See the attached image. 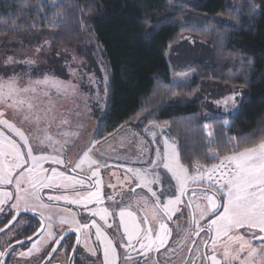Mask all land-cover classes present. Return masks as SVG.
<instances>
[{
	"label": "trees",
	"instance_id": "obj_1",
	"mask_svg": "<svg viewBox=\"0 0 264 264\" xmlns=\"http://www.w3.org/2000/svg\"><path fill=\"white\" fill-rule=\"evenodd\" d=\"M187 37L205 45L212 64L175 85L167 52ZM89 39L109 71L101 136L136 122L165 126L190 173L218 164L213 154L264 142V0H0V44L73 53ZM206 85L241 91L235 116L204 117Z\"/></svg>",
	"mask_w": 264,
	"mask_h": 264
},
{
	"label": "rangeland",
	"instance_id": "obj_2",
	"mask_svg": "<svg viewBox=\"0 0 264 264\" xmlns=\"http://www.w3.org/2000/svg\"><path fill=\"white\" fill-rule=\"evenodd\" d=\"M54 1L59 2V0ZM84 45L83 49L69 53L63 50L56 52L53 46L46 42H38L34 45L17 42L0 44V90H2L0 91V112L3 113L0 119L9 121L29 138L35 155L45 154L64 161L63 164L49 161L44 164V168L49 170L55 168L58 172H63L70 177H74V174L84 175L94 179V182L99 179L100 183L96 184V190L91 193L98 192L99 199L102 201L104 193H106V198L109 195V199L113 201L110 205V214L118 218L119 226L123 227V230L124 225L119 216L121 209L132 211L138 220L147 215L149 223L155 230L159 227L158 219L161 217L157 216L153 219L151 212L146 210V206L150 207L155 198L146 187L137 186L139 181L129 169L140 170L142 173L159 174L160 183L152 185V188L157 196H160L161 202L166 203L169 198H175L180 193L178 187L175 186V181L170 180V174L159 166L156 153L159 150L163 155L166 151V142L168 145H173L178 153V144L168 132V128L157 123L144 127L143 122H136L132 127L128 126L114 134L101 136L100 120L104 117L107 107L106 89L109 82V71L101 56L100 48L90 39ZM167 59L171 67V82L175 85L191 82L196 76V71L192 69L194 66L201 63L206 67H211L212 64V54L208 52L205 45H201V41L190 37L183 38L176 48L169 50ZM10 83L15 88L11 95L8 94ZM199 97L204 102L206 119L235 116L243 98L239 90L223 89L215 85H206L201 89ZM20 101L23 103H19ZM29 105H31L30 108ZM0 130L23 147L20 138L5 125L0 124ZM152 133L155 135L153 136ZM45 135L52 137L51 144L44 139ZM94 142L95 146L89 155L99 162L98 177L92 176V172L97 170L96 165L90 168L85 163L81 168H75L83 153ZM153 162L157 163L156 168L152 167ZM195 172L196 167L193 173H189L194 175ZM0 186L7 187L4 191L15 193L14 183ZM79 186L81 185L52 189L67 192ZM82 187H87V183L83 181ZM46 189L43 190L42 196H45H43L44 202L48 204L51 202L48 201V196L67 195L45 194ZM205 191L208 194L215 191L218 203L223 201L220 192L211 187L209 183H189L185 195L181 197L182 202L179 203L181 210L189 214H192L190 210L196 213L195 218L199 224L204 223L203 219L214 218V215L201 218L195 207L197 203L202 207L207 205V201L201 195ZM193 192L196 195H192ZM88 195L89 192L67 196L72 199H83ZM10 200L4 203V206L8 205ZM189 200L193 201L192 206H189ZM57 202L70 204L63 200L52 203ZM103 202L93 201L91 203L101 206ZM91 203L70 205L82 207L85 210ZM43 211L45 217L52 216L50 222H53L54 227L62 224L59 216L68 215L61 207H50ZM36 212L39 213V210ZM97 217L100 216L97 215ZM186 219L190 221L192 217L188 216ZM144 226L146 225H142ZM46 230V233L34 244L39 248L38 255L41 253L45 255L44 252L51 240L48 232L52 230L48 227ZM257 231L241 228L235 234H243L252 247L258 248L260 244L253 243L255 239L252 237V233ZM127 244L126 239V246ZM132 245L138 247V251L140 250L137 241H132ZM236 245L239 246L238 243ZM126 251L128 253L130 249H123L121 262L117 264H146L139 262L144 257L142 252L126 255ZM32 252L31 256L34 255ZM238 254L239 259L235 260V264H240V261L247 257V249ZM106 262L108 264V261ZM252 264H264V255L260 254L259 249Z\"/></svg>",
	"mask_w": 264,
	"mask_h": 264
},
{
	"label": "snow or ice",
	"instance_id": "obj_3",
	"mask_svg": "<svg viewBox=\"0 0 264 264\" xmlns=\"http://www.w3.org/2000/svg\"><path fill=\"white\" fill-rule=\"evenodd\" d=\"M8 88V94L11 95L15 88L11 83ZM19 103H23V101ZM30 107L31 105H29ZM2 116L3 113L0 112V117ZM0 124L5 125L14 132L23 144L22 147L20 143H17L16 140L0 130V185L14 183L15 189L14 194L13 192L0 190V206L14 197L15 203L11 205V208L15 210L17 215L22 211L36 212L39 210V218L42 221H51V215L47 217L44 215L43 210L50 208L51 205L44 202L43 190L46 188L82 186L83 181L70 177L63 172H58L55 168L51 170L44 168V164L49 161L57 164H63L64 161L58 157L45 154L35 155L29 138L20 129H17L15 125L7 120L0 119ZM152 135L154 136L155 134L152 133ZM44 139L51 144L52 137L50 135H45ZM94 146L95 142L83 153L75 168H81L85 163L90 168L96 165L97 170L92 172V176L98 177L99 162L92 159L89 155ZM236 147L238 148L239 146L237 145ZM210 159L219 160V163L213 164L210 168L197 163L195 174L190 175L189 169L180 162L179 154L173 145H168L166 142V151L163 155L157 150L156 161L159 162V166H162L170 174V180L175 181V186L178 187L180 193L174 199L169 198L166 203L161 202L160 196H157L156 191H153L152 188V185L160 183L161 177L159 174H148L142 173L140 170L129 169L139 181L137 186L146 187L152 197L155 198L150 207L146 206V210L151 212L153 219L159 216L161 220L159 222L160 234L156 239H153V227L149 223L147 215L138 220L132 211L121 209L119 216L127 236V247H133L132 241L134 240L139 243L140 249L145 251L152 249L153 246H156L157 250L159 247H163L169 232L163 219L170 220L172 218L176 211L175 205L182 202L181 197L185 195L189 183H209L211 187L220 192L223 201L218 203L215 191L212 194H208L205 191L201 195L207 201V205L203 207L199 203L195 205L201 218L209 215H214L215 217L207 225L206 235L209 236V240L205 242V247H208L209 244L212 246L211 255L205 254L207 259L211 264H233V261L239 259L238 253L247 249L248 255L244 260L240 261V264H252L253 258L257 256L258 249L260 254L264 255V142L255 147H246L242 151H235L232 155H225L222 158L218 154H213ZM157 166V163L153 162L152 167L156 168ZM21 169L22 171H20ZM17 172H19L18 175ZM99 183L100 181L97 179L96 184ZM192 195H196V193L193 192ZM47 199L51 202L63 200L70 204L85 205L93 201L96 203L103 202L99 199L98 192L90 193L83 199H72L67 195L48 196ZM188 204L192 206L193 201L189 200ZM2 210V207H0V211ZM92 215H98L101 219L106 220L110 213L106 208H98L92 212ZM59 221L62 224H68L70 229H74L77 232L81 228L90 226L88 224L81 225L74 215H61L59 216ZM193 223L196 224L199 231H205V228L201 227L199 221L196 220L195 214H193ZM142 225L146 226L142 227ZM92 226L96 227V237L104 245L105 260L108 261V264H115L117 253L113 242L101 231L95 221H92ZM48 228H51V224H48ZM241 228L258 230L252 233L253 239L260 241L258 248L252 247L243 234H235ZM199 231L196 235H199ZM48 235L51 239L55 238L51 231L48 232ZM157 241H159L158 244ZM77 243H79V238H77ZM236 243L239 244V249L237 255H232V245ZM218 245L223 249V256L220 259L216 255ZM33 250L39 251V248L33 245V248L28 253H22V255H29ZM4 255L5 253L0 252V257ZM110 255L112 257L111 261H109Z\"/></svg>",
	"mask_w": 264,
	"mask_h": 264
},
{
	"label": "flooded vegetation",
	"instance_id": "obj_4",
	"mask_svg": "<svg viewBox=\"0 0 264 264\" xmlns=\"http://www.w3.org/2000/svg\"><path fill=\"white\" fill-rule=\"evenodd\" d=\"M77 179H81L85 183H87V187H76L68 190L67 192L61 191L59 189H46L45 194H84L91 191H95L97 186L94 179L88 178L87 176L74 174L73 175ZM6 186H0V190H6ZM104 193V191L102 192ZM44 196V195H43ZM106 193L102 196L103 204L101 206L94 205V203L89 204L87 209H83L82 207L73 206L70 204H62V203H52L49 204L51 207H61L66 211L67 216L74 215L75 218L79 221L81 225L88 224L90 225L88 228H81L79 232L74 229H70L68 224H58V226L53 225V222L48 220H44V231L43 234L39 237V239L46 233V229L48 224H51V230L54 234V239L50 240V243L47 246L45 255L37 253V251H33L34 255H22V253H28L31 249L30 245H24L23 248H18L13 250L10 256L7 258L5 264H42L50 254V251L57 244V241L67 235V238L63 240L58 250L56 251V255L51 260L49 264H71V258L73 255V250L76 248L75 255L73 256L74 264H106L104 257V245L100 242V240L96 237V227L92 226V221H95V224L98 225L101 231L113 242V245L116 248V262L120 263L122 259V251L123 248L130 249L128 254H135L142 252L144 256L139 260V262H145L146 264H211V262L207 259L205 254L211 255L212 246L211 244L208 247H205V242L209 240V236L206 235L207 225L211 219L214 218H206L203 219L204 223H200L201 227L205 228V231H199L196 227V224L193 223V214L196 213L192 211V214L187 213V211L179 210L178 214L172 217L170 220L164 218L163 222L167 225L169 232L167 234V239L164 242L163 247H159L157 250L156 246H153V250L150 249L145 251L144 249H140L139 251L136 249L137 247L133 245V247L126 246V236L123 227L119 226V220L116 216L110 214L105 219L98 218L97 216L92 215V212L98 208H106L109 213H111V206L113 201L109 199V195L107 198L105 197ZM45 197V196H44ZM43 197V199H44ZM101 198V199H102ZM15 203V199L10 200L8 205L4 204L1 206L2 211H0V233L2 230L7 228L11 223L13 217H15L16 212L11 208V205ZM112 203V204H111ZM34 214V212H32ZM37 213V212H36ZM39 214V213H37ZM188 216H191L192 219L188 221L186 219ZM159 222L161 219H158ZM42 227V223L40 219H34L32 215H23L17 219L15 224L12 226L10 230H8L5 234L0 237V252L7 253L14 246L24 242L25 240H29L40 232ZM199 231V235L196 233ZM159 227L153 230V239L159 235ZM77 238H79V243H77ZM125 241V242H124ZM124 242V243H123ZM159 241H157V244ZM222 243V241H221ZM253 243L260 244L259 240H253ZM239 246L236 244L232 245V255H235L236 251L238 252ZM137 250V251H136ZM217 258L220 259L223 256V249L217 246L216 252ZM5 256V255H4ZM3 257H0V264L2 263ZM111 255L109 256V260H111ZM235 264V261H233Z\"/></svg>",
	"mask_w": 264,
	"mask_h": 264
},
{
	"label": "water",
	"instance_id": "obj_5",
	"mask_svg": "<svg viewBox=\"0 0 264 264\" xmlns=\"http://www.w3.org/2000/svg\"><path fill=\"white\" fill-rule=\"evenodd\" d=\"M23 215H32L34 216V219H40L39 218V214H37L36 212H34V214L32 212H21L19 215H15V219H12V223L7 227L5 228L4 230L1 231L0 233V237L1 235L5 234L8 230H10L12 228V226L15 224V222L17 221V219ZM41 223H42V227L40 229V232H38L35 237L29 239V240H25L24 242L14 246L12 249L9 250V252H7L2 260V263L1 264H5L6 263V260L7 258L10 256V254L13 252V250H16L18 248H23L24 245H30V244H33L35 243V240L39 239V237L43 234V229H44V222L40 219ZM67 238V235H64L62 238H60L58 241L59 243H57L53 249H55V251H53V249L50 251V254L48 255L47 259L42 263V264H49L51 262V260L54 258V256L56 255V251L58 250L59 246L61 245V243L63 242V240ZM77 248V247H76ZM76 248L73 250V255H72V258H71V261L70 263L71 264H74L72 259H73V256L75 255L76 252Z\"/></svg>",
	"mask_w": 264,
	"mask_h": 264
},
{
	"label": "crops",
	"instance_id": "obj_6",
	"mask_svg": "<svg viewBox=\"0 0 264 264\" xmlns=\"http://www.w3.org/2000/svg\"><path fill=\"white\" fill-rule=\"evenodd\" d=\"M174 199V198H173ZM175 208H176V211L174 212V214L172 215V217H174L175 215H177L178 214V211H179V209H180V206H179V203L177 204V205H175ZM138 248V247H137ZM136 248V249H137ZM123 249H125V248H123Z\"/></svg>",
	"mask_w": 264,
	"mask_h": 264
}]
</instances>
